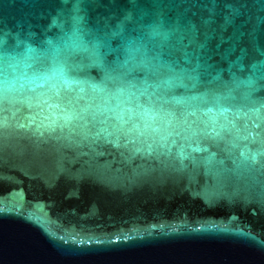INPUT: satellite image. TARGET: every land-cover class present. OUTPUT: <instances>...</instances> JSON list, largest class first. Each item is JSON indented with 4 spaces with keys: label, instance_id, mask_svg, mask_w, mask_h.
Returning a JSON list of instances; mask_svg holds the SVG:
<instances>
[{
    "label": "water",
    "instance_id": "obj_1",
    "mask_svg": "<svg viewBox=\"0 0 264 264\" xmlns=\"http://www.w3.org/2000/svg\"><path fill=\"white\" fill-rule=\"evenodd\" d=\"M0 264H264V0H0Z\"/></svg>",
    "mask_w": 264,
    "mask_h": 264
}]
</instances>
